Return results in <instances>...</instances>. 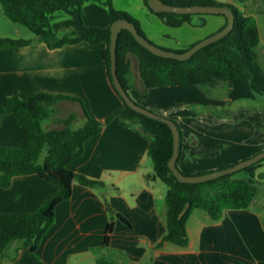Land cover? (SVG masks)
Instances as JSON below:
<instances>
[{
  "label": "crops",
  "instance_id": "crops-1",
  "mask_svg": "<svg viewBox=\"0 0 264 264\" xmlns=\"http://www.w3.org/2000/svg\"><path fill=\"white\" fill-rule=\"evenodd\" d=\"M218 1L232 5V0ZM113 5L134 17L149 41L167 50H185L186 44L175 48L176 39V45L172 44L175 30L208 23L195 16L180 28H171L149 10L145 0H113ZM214 16H218L215 31L219 32L226 19ZM83 20L88 26L109 27L107 8L95 1L84 6ZM16 38H21L19 32ZM26 40L34 41L0 50V107L9 97L27 99L43 92L80 99L87 113L100 121L124 109L108 77L102 55L105 44L82 42L51 49L35 37ZM130 59L135 84L129 92L132 100L177 122L181 129L177 166L183 174L214 172L221 165H235L264 151V94L255 92L248 80L219 82L211 88L156 87L143 93L137 60L136 66ZM83 106L62 101L46 128L60 129L58 119L71 114L77 117L75 128L82 127ZM22 140L15 118L5 117L0 146H18ZM69 168L104 183L105 188L74 182L71 198L57 207L55 223L36 255L14 242L0 256V264H97L100 259L116 264H264V162L254 171L258 193L251 206L228 210L219 221L194 211L187 223L185 248L167 242L159 247L167 234L168 189L155 175L147 140L135 129L113 119L86 143L83 156ZM58 191L57 185L38 175L17 176L9 188H0V213L35 212ZM110 223L113 232L105 245Z\"/></svg>",
  "mask_w": 264,
  "mask_h": 264
},
{
  "label": "trees",
  "instance_id": "trees-1",
  "mask_svg": "<svg viewBox=\"0 0 264 264\" xmlns=\"http://www.w3.org/2000/svg\"><path fill=\"white\" fill-rule=\"evenodd\" d=\"M90 1L98 2L107 8L109 27L98 28L85 24L83 8ZM161 1L170 6L183 7L228 6L235 14L234 28L227 36L202 48L187 61L156 56L139 44L128 30H122L117 39V74L128 94L135 88L131 56L135 57L138 63L143 93L156 87L185 85L211 88L219 82L230 84L235 80H248L255 92L264 94V72L259 65L257 52L261 33L253 17L243 14L231 4L218 0ZM234 1L245 3L255 0ZM259 1L264 3V0ZM145 4L171 28H180L195 16L207 15L155 13L148 0H145ZM0 5L4 15L11 22L28 28L35 40L46 43L51 49L82 42L92 46L105 44L102 55L114 90L110 69L112 24L120 19L128 20L136 26L139 34L148 40L139 22L130 14L118 11L113 5V0H0ZM61 14L67 18L61 20ZM203 24L204 22L200 23V26ZM33 41L0 37V50L25 47ZM188 49L168 51L184 53ZM117 95L119 96L118 93ZM120 99L122 100L121 97ZM62 101H77L83 106L82 101L76 97L39 92L27 99H21L17 95L9 97L5 105L0 107V126L5 117L13 116L23 134V140L18 146H0V188L7 189L11 186L13 178L27 175H38L59 187V191L35 212L0 213V256L14 242H20L22 248L29 249L35 256L42 240L55 223L57 207L71 198L74 182L93 189L105 188L104 183L75 173L69 166L83 156L86 143L98 136L104 126L115 118H118L123 126L135 129L147 140L148 156L153 163L155 175L168 188L167 234L159 247L166 242L181 248L187 247V223L194 211L202 210L211 220L219 221L228 210L248 209L257 196L258 187L253 181L254 171L264 159L246 169L215 180L197 184L181 183L169 168L174 139L167 124L135 112L122 100L124 109L114 111L104 121L91 117L83 106L85 123L82 127L75 128L77 117L71 114L58 119L62 126L60 129H47L46 123L56 116V107ZM174 123L178 126L182 145L181 129L177 122ZM178 162L179 159L177 164ZM232 166L221 165L219 170ZM241 172H244L247 178L235 177ZM206 173L211 172L199 175ZM119 218L127 223L122 216L119 215ZM112 232L113 224L110 223L106 230L105 245L108 244ZM97 264L116 263L100 259Z\"/></svg>",
  "mask_w": 264,
  "mask_h": 264
},
{
  "label": "water",
  "instance_id": "water-1",
  "mask_svg": "<svg viewBox=\"0 0 264 264\" xmlns=\"http://www.w3.org/2000/svg\"><path fill=\"white\" fill-rule=\"evenodd\" d=\"M148 2H149L150 8L155 13L167 12V13H174L178 15H185V14L223 15L225 16L227 20V25L223 29H221L219 32H217L213 36L205 39L204 41H201L195 44L193 47L189 48L184 53L168 51V50L162 49L152 44L145 37L139 34L136 26L132 24L131 22H129L128 20H125V19L117 20L111 26V42H110L111 67L110 69H111V76H112V84L116 92L119 94V96L122 98L124 103L130 109L150 119L165 123L170 127L173 133L174 143H173V155L169 161V168L174 173L175 177L181 183H186V184L203 183V182L221 178L226 175L236 173L238 171L246 169L260 162L261 160H263L264 151L255 155L254 157L250 159L237 163L230 168L217 170V171L206 173L203 175H185L179 170L177 166V161L180 155L181 136H180L178 126L174 123V121L162 115L154 113L148 109H145L141 107L140 105H138L136 102H134L132 98L130 97V95L125 91V89L123 88L119 80V77L117 74L118 34L122 30H128L133 35V37L136 39V41H138L139 44H141L145 49H147L152 54L159 56V57H163V58H168V59H173V60H178V61H187L202 48L227 36L231 32V30L234 28L235 14L232 11V9H230L228 6H184L183 7V6H170V5L165 4L161 0H148Z\"/></svg>",
  "mask_w": 264,
  "mask_h": 264
},
{
  "label": "rangeland",
  "instance_id": "rangeland-1",
  "mask_svg": "<svg viewBox=\"0 0 264 264\" xmlns=\"http://www.w3.org/2000/svg\"><path fill=\"white\" fill-rule=\"evenodd\" d=\"M221 1H223V0H221ZM232 5L237 7L243 14L253 17L258 23L260 33H261V37H262L263 41L260 42V44L257 48V52L259 55V65L264 72V3L262 1H259V0L247 1L245 3H239L237 1L232 0ZM61 15H62L61 20H64L65 18H67L66 15H64V14H61ZM200 17H202L203 19H207L208 23L205 27L184 26L179 31L175 30L176 32H174V35H173L174 39L171 41V42H173L172 43L173 45H176L174 43L175 39L179 43V45L175 46V48L176 47L183 48V46H185V44H186V46L184 47L185 49L191 48L194 44H197L201 41H204L205 39H207V38H209V37H211L217 33L215 31V29H216L215 20L217 19L218 16L203 15ZM18 32L21 34V39H30V38L35 37L28 28L11 22L4 15L2 8H1V5H0V37L1 38L16 39ZM192 42H195V43H192ZM191 44H193V45H191ZM156 46H158V45H156ZM133 58H134V63L137 66L136 58L135 57H133ZM211 93L216 94L217 91H213ZM231 110H234V108H232ZM228 115L229 114H227L226 116H228ZM235 177L243 179V178H245V173L244 172L238 173L235 175ZM162 185H163L164 189H168L164 183H162ZM197 212L203 213L202 210H197Z\"/></svg>",
  "mask_w": 264,
  "mask_h": 264
}]
</instances>
